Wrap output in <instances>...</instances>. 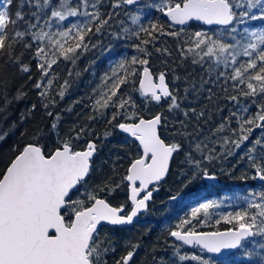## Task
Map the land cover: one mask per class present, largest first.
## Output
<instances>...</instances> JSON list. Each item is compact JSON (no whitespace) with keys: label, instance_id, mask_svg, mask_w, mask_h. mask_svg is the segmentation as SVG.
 <instances>
[{"label":"snow or ice","instance_id":"6c2138e0","mask_svg":"<svg viewBox=\"0 0 264 264\" xmlns=\"http://www.w3.org/2000/svg\"><path fill=\"white\" fill-rule=\"evenodd\" d=\"M12 4L13 0H4L0 7V143L15 132V121L7 129L3 125L9 120L11 106L26 97L23 90L26 85L16 88L11 96L9 93L17 77L31 72L33 63L39 79L32 88L51 123L47 130L37 127L30 137L26 132L21 133L24 142H17L10 149L13 158L0 170V264H108V258L114 257L117 251L116 230L132 225L147 210L153 192L158 190L153 185L158 186L168 175L174 155L184 152L187 145L189 151L184 152V162L191 175L188 171L181 172L186 177L185 187L201 176L215 179V173L204 164L217 160L226 162L235 157L254 129H260V135L239 153L233 168L246 162V173L241 179H259L262 185L260 190H250L241 197L242 207L216 219V224L223 221L232 227L213 232L195 230L194 220L204 222L198 219L201 213L209 218L212 216L210 210L220 207L217 200L209 199L193 207L191 219H181L169 231V236L174 238L171 247L179 261L217 264L200 255H180L179 249L189 245L225 256L226 260L232 250L242 251V255L254 260L255 264H264V0H152L143 6L139 0H20L19 10L14 15L10 11ZM25 4L35 11L25 13ZM108 5V11H103ZM133 7L159 11L171 24L183 26L197 21L219 26L213 32L195 31L177 45L182 58H191L193 64L202 68L207 65L208 79H203L199 89L193 84L185 88L184 97H178L166 82L165 72L153 76L147 66V57L151 55L147 46L154 44L158 34L164 33V25L159 20L145 23L147 17L141 11H130ZM117 10L123 11L130 24L118 21V30L112 31L111 22L121 14ZM69 18H75L74 22L68 23ZM61 22L67 23V27H61ZM41 25L49 29L56 26V30L44 31ZM105 32L113 40H139L133 46L146 58L133 56L128 60L124 57L113 62L111 71L101 76L91 93L73 101V106L83 104L85 109H91L88 121L108 120L110 128L104 132L105 139L113 131H119L131 141L128 155L112 158L111 174L97 183L92 176L94 171H102V166L94 164L101 145L91 138L94 130L86 124L77 131L78 124H73L67 138L60 139L62 116L60 112L53 115L52 111L59 103L52 95L58 77L52 75V69L61 59L75 65L80 55L100 46L92 44L91 38ZM183 34V28L167 33L178 41ZM157 51L167 52V49ZM138 65L142 66V72L138 73ZM8 73L10 78L6 76ZM70 78L71 70L56 93L61 101L69 90ZM32 79L28 75V82ZM207 85H210L207 88L209 100H212L213 88H219L231 107L227 116L222 115L223 108L219 109L222 122L203 139L200 138L202 129H196L193 137L185 121L179 122V130L162 137L160 128H168L163 113L157 112L149 119L139 114L140 107L147 110L149 105L159 106L163 101H170L168 112L180 110L189 92L199 96ZM229 88L235 94L227 95ZM135 93L139 94V103L134 98ZM253 105L257 109L255 113L251 112ZM73 106L66 111L71 113ZM36 108L37 104H32L25 109L20 121ZM108 110H112L110 117ZM189 112L197 121L204 115L203 111L197 114L194 108L182 114L187 118ZM233 121L237 125L235 128ZM226 132L228 135H224ZM53 136L54 147L45 151L46 142ZM175 136L182 137L185 143L174 140ZM82 141H86L85 147L75 150L74 142ZM216 145L220 147L219 152ZM131 149L136 150L135 155ZM124 159L129 160L126 174L119 176ZM125 188V203L114 206L110 198ZM178 198L179 194L170 199ZM224 199L231 198L225 196ZM105 227L111 230V239L108 232L100 239V231ZM252 245L260 251L246 250ZM140 246L139 242L124 239L121 247L130 250L114 258L113 264H133ZM160 264L168 262L161 257Z\"/></svg>","mask_w":264,"mask_h":264},{"label":"trees","instance_id":"16d2710c","mask_svg":"<svg viewBox=\"0 0 264 264\" xmlns=\"http://www.w3.org/2000/svg\"><path fill=\"white\" fill-rule=\"evenodd\" d=\"M4 0H0V7L3 6ZM152 0H139L140 5H146L151 3ZM20 0H13L11 6V13L14 15L15 11L19 10ZM73 7H75V2H73ZM110 5L105 7L103 11L107 12ZM23 11L29 13L30 11H35V9H29L27 4H25ZM120 11L121 14L113 20L112 31H117V22L125 21L130 24V21L127 17L124 16L123 11ZM130 11L136 12L141 11L144 13V16L147 19H144V22L147 23L148 20L157 21L164 25V33L158 34V39L154 44L147 46L148 51L151 53L147 57L149 63L148 67L152 72L157 75L161 72L166 73V79L170 86V89L174 91L178 97H184L185 88H190L193 84L199 89L203 79H208L205 69L207 65L203 68L198 64H193L192 59H184L180 55L177 45L182 42L183 39H186L188 36L192 35L195 31H208L213 32L219 28V26H202L196 21H191L187 25L176 26L171 24L165 16L159 12L154 11L151 8H131ZM28 17H26L27 19ZM75 18H69L68 23L74 22ZM171 24V27H169ZM61 27H67V23L61 22ZM44 31H55L56 26L52 29H49L43 25ZM184 29V34L181 37V40L178 41L176 38L167 35L170 31H180ZM39 30V29H37ZM143 39V37H141ZM139 40H113L107 32L104 35H94L91 38L92 44H99V47L90 49L88 52L83 53L77 59L75 65L70 62H65L62 59L58 62L57 65L53 66L52 75L57 76L58 80L54 82L52 95L55 96L56 100L59 101L57 106L52 109L53 115L56 112H60L62 120L59 126L60 139H66L68 135V130L72 127L73 124H78L77 131L80 127H84L86 124L88 127L92 128L94 131L92 133V139L97 145H101L100 151L94 159V164L97 167L102 166V171L97 173L93 172L92 179L97 183L100 182L102 177L110 175V165L112 163V158L116 156L126 157L128 155L129 149L131 147L130 138L125 134L120 133L119 131H113V134L104 138V132L110 128L108 120H95L88 121L87 117L91 114V109H85L83 104H77L73 106V101L84 97L86 94L91 93L93 88L100 83V78L106 72L111 71L110 65L124 57H127L128 60H131L133 56H137L140 59H144L142 54L138 53L134 48V44L139 43ZM109 51H105L109 49ZM157 49H167V52L160 51ZM27 62V61H26ZM71 70V78L69 90L61 101L59 96L56 93L59 91L60 85L63 84L64 80L69 77V72ZM137 71L142 72V66H137ZM77 73L79 75H77ZM28 75L33 77L31 82H28ZM28 75L22 77H17L15 85L12 89V92L9 93L11 96L15 93L16 88H19L21 85H26L24 91L27 93L26 97L14 103L9 109L10 117L9 120L3 125L5 129L16 122L17 127L14 134L9 135L8 138L0 143V170H3L6 167L7 162L13 158V153L10 151L12 147L20 142L21 133H27L30 137L34 130L37 127L43 126L47 130V126L51 123V120L46 116V113L40 107L39 99L37 97L36 91L32 88V84L39 79V73L35 68V64L32 65V70ZM10 78L11 74H6ZM179 77V80H175L174 77ZM27 82V83H26ZM139 76L136 79V85L138 86ZM47 83V81H45ZM210 85L205 86L202 93L197 96L193 92H189L187 99H184L181 103L180 110H174L173 112H168L167 106L170 101H163L159 106L155 104L149 105V108L146 110L143 107L139 108V114L143 115L144 118L152 117L157 112H162L163 115L168 120L167 130L164 127L160 128L162 137L168 136L181 128L180 121H185L187 123V131L192 133L193 137L196 136V129H202L203 136L200 137L203 139L205 136L211 135V130L215 129L221 122L222 117L218 114L219 109L223 108V116L228 115V108L231 107V104L226 103L224 96L225 93L219 88H213V97L212 100L208 99L207 88ZM127 91L128 89H124ZM235 94L231 88L227 95ZM94 98V97H93ZM134 98L137 99L139 103V94L135 93ZM90 102V101H86ZM32 104H37V108L30 116L25 115L27 118L21 122L20 115L24 112L25 109L29 108ZM69 106H73V111L71 113L67 112L66 109ZM195 109V112L199 114L203 111V118L197 121L195 115H192L189 112V116L185 118L183 116L184 110ZM256 107L253 105L251 107V112H256ZM112 110H108V116L110 117ZM211 118L209 119V117ZM120 122V121H117ZM232 127L235 128L237 125L235 121L232 123ZM260 129H254L253 134L250 136L249 141L245 145L237 150V155L235 157L229 158L226 162L217 160L213 163H205L204 167L208 168L211 173H215V180L210 181L204 179L202 176L194 180L191 184H188L185 187L186 177L181 175L182 171H188V175H191V171L188 169V165L184 162V152L189 151L187 145H185L184 152L174 155L170 165V171L166 178L156 185V190L153 194L152 199L148 202V207L145 212L139 215L135 222L126 226L123 229L116 230L117 238V251L113 256L108 258V264H113L114 258H119L121 255L125 254L127 250H130L125 247H121L122 241L124 239H130L133 243L139 242L140 248L137 250L133 264H160L161 257L164 258L168 264H197V261L187 260L179 261L178 257L173 254V249L171 244L174 242V239L169 236V231L175 228L181 219H191V209L198 206L199 203L205 202L209 199L217 200L220 203V207L210 210L212 216L205 218L201 213L198 217L199 220H203V223H197L193 221V227L197 231H217L222 229H227L232 227L230 224H226L223 221L218 225L216 224V219H219L221 214H226L229 211L236 210L237 207H242L244 201L241 197L247 195L250 190H260L261 182H257L253 179H241L246 173V162H241L240 165L233 168V165L237 164L239 160V153L243 152L255 139L260 135ZM228 135V133H224ZM99 137L97 139L96 137ZM236 137H233L235 139ZM174 140H178L181 143H185L183 138L180 136H175ZM215 139V137H213ZM125 140H129V143H125ZM167 142L171 143L173 140H168ZM193 144L196 142L192 141ZM45 151H48L49 148L54 147L55 137L53 136L47 142ZM75 150H81L85 147L86 141L74 142ZM212 145H209L211 147ZM133 155H135V149H131ZM216 151H220L219 145H216ZM195 158H199L198 155L193 153ZM107 161V163H103ZM129 160H122L119 176L126 174V168L128 166ZM252 173H248L250 176ZM179 198L175 201H172L170 198L177 196ZM230 197L231 199H224V197ZM75 198V197H73ZM111 203L114 206H119L120 204L125 203L127 199V190L126 188L123 191H118L113 197L110 198ZM105 232L109 233V239L112 238V232L109 228L105 227L100 231V239L104 238ZM260 237H257L256 240L260 241ZM246 250H255L260 251L255 248V245H252L249 249ZM180 255H200L204 258L212 259L217 262V264H255L254 260L246 258L242 255V251H233L230 256H216L210 253L203 252L199 247H188L183 245L179 249Z\"/></svg>","mask_w":264,"mask_h":264},{"label":"water","instance_id":"95a60500","mask_svg":"<svg viewBox=\"0 0 264 264\" xmlns=\"http://www.w3.org/2000/svg\"><path fill=\"white\" fill-rule=\"evenodd\" d=\"M165 18H167V17H165ZM167 20H168V19H167ZM169 22H170V21H169ZM190 22H191V21H190ZM196 22H197V21H196ZM170 23H171V22H170ZM198 23H199L200 25H202V26H206V27H208V26H214V25H207V24H204L203 22H198ZM174 25H176V24H174ZM176 26H181V25H176ZM149 70H150V72H152V70L150 69V67H149ZM152 74H153L154 77H156V76L159 75V74H158V75L155 76V74H154L153 72H152ZM166 82H167V79H166ZM167 83H168V82H167ZM169 87H170V86H169ZM149 118H151V117H148V118H145V119H149ZM125 135H126V134H125ZM171 161H172V160H171ZM170 165H171V162H170ZM165 178H166V177H165ZM165 178H164V179H165ZM164 179H163V180H164ZM163 180H162V181H163ZM208 180H210V181H214L215 179H208ZM162 181H161V182H162ZM256 181H257V182H261L259 179H256ZM261 183H262V182H261ZM153 187L156 188V185H153ZM154 192H155V191H154ZM154 192H153V194H154ZM144 212H145V211H144ZM142 213H143V212H142ZM136 219H137V218H136ZM136 219H135V220H136ZM224 230H225V229L217 230V231H224ZM202 232H213V231H202ZM171 238H172V237H171ZM173 239H174V238H173ZM186 246H188V247H192V246H189V245H186ZM233 251H235V250H232V252H233ZM210 254H212V253H210ZM213 255L221 256V255H219V254H213Z\"/></svg>","mask_w":264,"mask_h":264}]
</instances>
